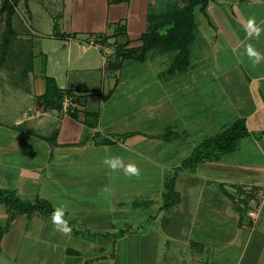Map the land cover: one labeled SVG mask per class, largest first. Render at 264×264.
Segmentation results:
<instances>
[{
  "label": "crops",
  "instance_id": "obj_1",
  "mask_svg": "<svg viewBox=\"0 0 264 264\" xmlns=\"http://www.w3.org/2000/svg\"><path fill=\"white\" fill-rule=\"evenodd\" d=\"M188 1L140 0L136 9L134 0L102 4L114 11L116 23L129 22L135 14L142 23L148 21V31L159 26L165 33L171 27L170 11ZM23 2L32 15L28 0L19 4ZM169 2L175 3L174 10L166 6ZM67 5L73 25L74 20L80 24V7ZM133 9L138 12L130 14ZM194 19L190 63L175 73L168 69L177 52L155 47L140 61L148 62L145 67L134 68L137 60H126L118 70L109 69L111 76L106 72L100 87L64 86L56 75L43 73L35 90L26 89L29 104L14 123L20 127L23 121H36L38 127L50 125L55 130L42 134L0 124V187L62 208L61 219L70 230H60L54 214H17L0 235V264H264V208L254 221L248 214L254 203L244 200V205L234 197L236 188H264V0H207L205 6H195ZM253 28L260 29L258 36ZM4 30L0 16V44ZM144 32L119 27L103 35L107 40L101 36L96 40L113 52L115 42L139 48ZM79 48L83 54L88 47ZM143 71L151 76L136 79ZM46 77L75 94L82 110L67 113L45 107L41 97ZM132 90L134 97L145 90L143 105L113 104L118 94ZM9 91L3 88L0 103ZM148 95L153 98L150 103ZM110 104L115 107L109 109ZM150 106L157 108L150 114V130L161 133L148 132V112L138 118L137 126L143 130L118 128ZM236 120L244 121L249 133L234 152L180 171L198 144ZM151 146L155 156L148 157ZM113 160L118 161L115 168L109 163ZM129 165L138 174L127 173ZM173 174L176 201L164 207L165 183ZM10 219L9 207L0 203V229Z\"/></svg>",
  "mask_w": 264,
  "mask_h": 264
},
{
  "label": "rangeland",
  "instance_id": "obj_2",
  "mask_svg": "<svg viewBox=\"0 0 264 264\" xmlns=\"http://www.w3.org/2000/svg\"><path fill=\"white\" fill-rule=\"evenodd\" d=\"M28 3L32 15L26 12L27 7L24 2L19 4V19L17 16L16 19L18 20L15 21V28L20 31V35L19 37L16 36L11 55L6 60L0 74V93L3 91V88H8L10 90L9 97L0 103V124L3 125L4 128L34 129L42 134L45 132L50 134V132L52 133L55 130V128L50 125L38 127L36 121H23L21 122L22 125L17 127L14 123L18 112L22 113L23 109L29 104L28 100H30V97L27 95L29 91L26 89L35 90L36 85H38V78H42L43 73L50 76L56 75L58 83L64 86H66L67 83H80L85 86L83 88L100 87L106 75L108 74L107 76H111L112 74L109 70L112 69L110 66L111 60L109 59L107 61L106 65H108V67H106L102 52L91 43L93 41L95 42L97 37L110 34L119 27L123 29V27L130 28L132 26L134 30H142V32L147 31L148 21L142 23L141 18L135 17L134 14V17L132 16L129 22L126 20L116 23L113 21L112 17L114 11L112 9L109 10L107 6L104 8L102 0H28ZM67 3H73L74 8H76L77 5L80 7L78 12L83 17V19L80 20V24H78V21L74 20L73 25V20L69 15V7L68 5L65 7ZM132 3H134L133 6L135 9L140 8V0H134ZM109 5L112 4L110 3ZM166 6L169 7V10H174L176 5L174 2H169ZM135 9H133L130 14L138 12V10ZM1 34L2 33H0V37ZM74 35L76 38H73ZM79 45L88 47L87 51L82 54ZM117 46L118 42H115V48H117ZM147 64L148 62L134 61L133 67H145ZM7 68H9V70H7ZM8 71L10 72L9 74ZM107 71L109 72L106 74ZM150 76L148 72L143 71L138 73L135 77H137L136 79H140ZM132 84H136V80H134ZM124 87L126 88V85H124ZM146 91L149 93L148 89H146ZM134 92L133 90L127 93L125 92V94L121 92V95L118 94L116 96L113 104L125 101L124 103L136 108L139 107V105H143L146 101L143 96L145 90L137 91V97L131 95L134 94ZM150 95L153 96L154 93ZM130 96L132 99L129 98ZM152 99L153 98L148 95V103H150ZM33 103L35 104V100H33ZM156 106H159V104ZM156 106H150L147 110L144 109L140 111L132 120L122 122L118 128L122 130H129L130 128L131 130L132 128L139 127L137 126L138 118L148 112V132L161 133L159 129H154V131L150 130V118L156 111L157 108H154ZM112 107L114 108L115 106L111 104L108 106L109 109H112ZM105 119H107V115H105ZM133 119H135V121ZM139 129L143 130L141 127H139ZM89 132H91L90 129ZM54 139H57L55 135ZM152 147L153 146H151V148ZM150 150L153 151L148 153V157L155 156L154 152L156 148L149 149L147 152H150ZM99 155L105 157L108 153H100ZM19 156L20 155H16L15 157L19 158ZM85 156L91 157L93 154H85ZM20 157H22V155ZM234 197L236 200L238 198L240 203L246 205L244 200L247 199H242L239 192H235ZM251 208H255V206H251Z\"/></svg>",
  "mask_w": 264,
  "mask_h": 264
},
{
  "label": "trees",
  "instance_id": "obj_3",
  "mask_svg": "<svg viewBox=\"0 0 264 264\" xmlns=\"http://www.w3.org/2000/svg\"><path fill=\"white\" fill-rule=\"evenodd\" d=\"M21 0H3L0 3V16L4 18L5 30L0 44V69L11 55L13 44L16 39V29L14 17L17 6ZM128 0H111L113 3H121ZM207 0H189L187 4L168 14L167 22L171 27L165 32H160L159 26H152L141 36L142 45L139 48H126V44L118 43L115 49V57L111 59L110 66L113 70H118L126 60L144 61L152 48L160 47L166 51L177 52V56L171 63L168 72L175 73L183 69L190 63L189 43L193 37L195 27L194 8L198 4L205 6ZM27 3V0H26ZM28 4V3H27ZM104 40L107 37L101 36ZM71 91L61 89L55 78L46 77V90L41 97V103L47 108L62 109L66 96H74ZM79 98V96H78ZM248 130L244 121L236 120L221 132L206 138L198 144L193 152L183 161L181 170H194L198 164L208 159H219L220 157L234 152L239 141L248 135ZM105 143H112L110 139H103ZM175 172H178L175 171ZM176 174L169 176L165 183V206L169 207L176 201L175 191ZM0 203H5L11 212V219L4 229H0V235L9 227L11 221L17 214L32 213L42 211L44 213L55 214V208L48 200L42 198L23 199L13 190L0 187Z\"/></svg>",
  "mask_w": 264,
  "mask_h": 264
},
{
  "label": "built area",
  "instance_id": "obj_4",
  "mask_svg": "<svg viewBox=\"0 0 264 264\" xmlns=\"http://www.w3.org/2000/svg\"><path fill=\"white\" fill-rule=\"evenodd\" d=\"M91 44L103 50L104 64L108 67V65H106L107 61L112 59L115 49L113 52L112 48L101 40H95V42L93 41ZM73 109L82 110L81 106L76 101V97L66 96L63 102V110L68 113ZM235 190L240 192V197H242V199H247L254 203L255 208L249 209L248 214L256 221L264 208V188L245 186L241 188V191H238L237 188Z\"/></svg>",
  "mask_w": 264,
  "mask_h": 264
},
{
  "label": "clouds",
  "instance_id": "obj_5",
  "mask_svg": "<svg viewBox=\"0 0 264 264\" xmlns=\"http://www.w3.org/2000/svg\"><path fill=\"white\" fill-rule=\"evenodd\" d=\"M253 25V21H249V26L252 27ZM259 31L260 29L257 28H253V32L258 36L259 35ZM249 54L252 56H256V62H259L260 57L251 49H249ZM111 164V166L113 168L117 167L118 161L117 160H113L109 162ZM127 173H131V174H138V169L133 166V165H129L126 169ZM64 215V210L61 209H57V211L55 212L54 216H53V221L56 225H58L60 227V230H63L65 232L69 231L70 229L67 227L66 222L62 221V217Z\"/></svg>",
  "mask_w": 264,
  "mask_h": 264
}]
</instances>
